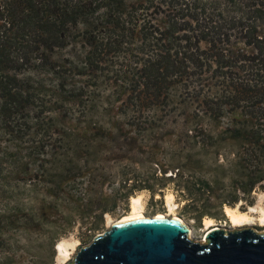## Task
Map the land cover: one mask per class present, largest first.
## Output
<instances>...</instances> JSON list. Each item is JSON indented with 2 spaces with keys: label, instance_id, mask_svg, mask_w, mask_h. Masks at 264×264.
<instances>
[{
  "label": "rangeland",
  "instance_id": "obj_1",
  "mask_svg": "<svg viewBox=\"0 0 264 264\" xmlns=\"http://www.w3.org/2000/svg\"><path fill=\"white\" fill-rule=\"evenodd\" d=\"M103 12L100 9L98 13ZM258 23V32L264 37V14ZM235 36L230 48L236 54L252 52L238 38L239 34ZM84 40L85 37L71 31L65 47L55 49L51 64L39 62V53L33 52L28 55L30 62L23 56L22 69L12 72L24 79L22 84L38 97L25 112L8 116L6 125L0 115V264H69L80 247L133 211V197L140 198V209L146 216L179 217L192 230L190 239L194 241L206 237L207 218L213 220L212 227L233 229L226 207L251 213V206L260 195L264 199L261 187H255L246 201L224 206L220 218L204 216L199 220L192 209L186 208L187 201L171 176L177 171L176 166H182V176L190 174L189 170L196 166L192 161L187 164L185 157L191 154V149L183 147L193 142L184 136L187 130L201 127L221 130L231 122L232 105L225 103L226 116L218 118L207 114L202 101L205 90L213 87L216 92L217 87H224L223 83L229 81L216 77L207 65L193 67L184 80L171 83L162 102L133 105L127 103V98L139 76L140 53L105 47L107 52L98 58L99 63L89 66ZM202 46L208 48L209 44L203 42ZM134 114L138 116L136 120ZM206 140L208 144L198 142L199 148L193 153V161L197 160L205 171L215 172L216 165L232 160L239 147L230 140L223 142L211 137ZM79 144L89 152L74 153ZM94 144L99 150L94 151ZM66 147L71 153L64 158L71 160L69 167L77 177L57 196L59 188L46 187L53 182L43 184V177L37 172L39 167L56 165L50 162L56 155L63 158ZM217 171L227 178V167ZM123 178L131 179L130 182L135 179L124 189L134 190L127 203L119 198L115 213L104 214L102 227L87 238L91 222L100 213V210L87 212V199L100 193L111 197L122 186ZM75 194L81 196V201ZM112 204L110 198L108 205ZM250 215L255 217V223L246 227L264 233L260 212ZM62 241L70 243L71 257L65 262L58 251Z\"/></svg>",
  "mask_w": 264,
  "mask_h": 264
},
{
  "label": "trees",
  "instance_id": "obj_2",
  "mask_svg": "<svg viewBox=\"0 0 264 264\" xmlns=\"http://www.w3.org/2000/svg\"><path fill=\"white\" fill-rule=\"evenodd\" d=\"M144 1L0 0V20L3 21L0 25V115L6 125L8 116L20 115L36 103L38 95L22 84L24 79L12 72L22 69L24 58L30 62L28 55L33 52L39 53V62L51 64L55 49L65 47L71 31L85 37L86 64L89 66L99 63L98 58L107 52L105 47L140 53L139 76L127 98V103L133 105L162 102L171 83L184 80L189 69L207 65L216 77H224L229 82L223 83L226 88L217 87L216 92L213 87L205 90L202 96L205 111L223 118L226 116L224 104L228 103L234 107L231 122L221 130L209 131L204 127L187 130L184 136L193 139L194 145L187 140L190 144L183 149H191V154L185 157L187 164L192 161L197 167L193 166L190 174L182 176V166H176L177 171L171 176L176 179L183 200L187 201L186 208L192 209L197 219L204 216L220 218L224 206L246 201L257 186L264 190V37L258 32L264 2ZM100 9L104 12L98 13ZM237 34L252 52L236 54L230 48L232 37ZM203 42L209 47L204 48ZM133 117L136 120L138 116L134 114ZM209 137L239 144L234 158L226 164H217L215 172L205 171L197 160L193 161L198 142L207 145ZM79 146L72 151L89 152L88 148ZM96 147L98 145L94 144V151L99 150ZM63 149V158L56 155L50 162L56 165L39 167L37 172L43 177V184H55L46 187L59 188L55 193L57 196L71 179L77 177L69 167L71 160L64 158L71 153L70 148ZM174 157L177 159L176 155ZM221 167L229 169L227 178L218 173ZM130 180L120 179L122 186L111 197L100 193L87 199V212L100 210L89 226L91 232L87 238L102 227L104 214L115 213L119 198L127 203L134 191L124 190L135 181ZM87 195L85 193L84 199ZM74 197L79 201L82 199L79 194ZM110 198L112 206L108 205Z\"/></svg>",
  "mask_w": 264,
  "mask_h": 264
},
{
  "label": "water",
  "instance_id": "obj_3",
  "mask_svg": "<svg viewBox=\"0 0 264 264\" xmlns=\"http://www.w3.org/2000/svg\"><path fill=\"white\" fill-rule=\"evenodd\" d=\"M186 226L179 217L158 215L116 221L69 264H264V233L218 225L199 242Z\"/></svg>",
  "mask_w": 264,
  "mask_h": 264
},
{
  "label": "bare ground",
  "instance_id": "obj_4",
  "mask_svg": "<svg viewBox=\"0 0 264 264\" xmlns=\"http://www.w3.org/2000/svg\"><path fill=\"white\" fill-rule=\"evenodd\" d=\"M172 197V196H171ZM259 197V196H258ZM262 195H260V197L258 198V201L255 203L256 206L252 205L251 206V210L250 212H260V220L262 221L261 224L264 226V207H262L261 205H263L262 203ZM264 201V199H263ZM258 204L260 205V209H258ZM141 205H140V198L137 197H133V211L129 214L124 216L120 221H125L127 219H132V218H138V217H145L146 215L142 212V210L140 209ZM143 209V208H142ZM226 212L228 214V216L231 219V222L233 223L234 226H246V225H254L255 221V217H253V215H250L251 213H247L244 211H238L235 208H231V207H226ZM158 216H165L162 214H159ZM175 217V216H174ZM118 221V222H120ZM206 225L209 228L208 230H210V228L215 225L213 220L210 218L206 219ZM187 227V226H186ZM188 228V227H187ZM189 237L191 238L192 236V230L189 229ZM69 242H65L62 241L59 243L58 245V251H59V258L62 259V261H69L70 253H69ZM72 245V244H71Z\"/></svg>",
  "mask_w": 264,
  "mask_h": 264
}]
</instances>
